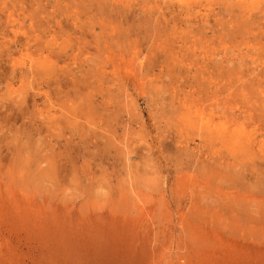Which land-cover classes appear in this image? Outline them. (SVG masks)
Here are the masks:
<instances>
[{
	"label": "rangeland",
	"instance_id": "rangeland-1",
	"mask_svg": "<svg viewBox=\"0 0 264 264\" xmlns=\"http://www.w3.org/2000/svg\"><path fill=\"white\" fill-rule=\"evenodd\" d=\"M0 264H264V0H0Z\"/></svg>",
	"mask_w": 264,
	"mask_h": 264
},
{
	"label": "bare ground",
	"instance_id": "bare-ground-1",
	"mask_svg": "<svg viewBox=\"0 0 264 264\" xmlns=\"http://www.w3.org/2000/svg\"><path fill=\"white\" fill-rule=\"evenodd\" d=\"M32 72H33V70H32ZM31 72V73H32ZM84 74H87V73H84ZM82 77V76H81ZM59 78V77H58ZM29 79V78H28ZM84 79V78H83ZM51 80V79H50ZM69 81V80H68ZM60 82V81H59ZM48 84H49V82H47ZM82 86V85H81ZM234 86V85H233ZM64 87V86H63ZM72 88V87H71ZM79 88V87H78ZM85 88V87H84ZM28 91V90H27ZM27 91H26V93H27ZM76 91V90H75ZM34 92V91H33ZM77 92V91H76ZM165 92H167V91H165ZM20 95V94H19ZM27 95V94H26ZM29 96H31L30 94H28ZM170 95V94H169ZM23 96V95H22ZM22 96H21V98H22ZM74 97V96H73ZM31 98H32V96H31ZM219 99V98H218ZM46 100V99H45ZM18 101V100H17ZM23 101V100H22ZM172 101V100H171ZM209 102V101H208ZM19 103V102H18ZM31 103V102H30ZM32 104V103H31ZM206 104H208V103H206ZM20 105H22V103L20 104ZM19 105V106H20ZM2 106V105H1ZM4 106V105H3ZM99 106V105H98ZM215 106V105H214ZM30 107H31V105H30ZM8 108V107H7ZM18 108V107H17ZM99 108V107H98ZM13 110V109H12ZM20 110H22V109H20ZM200 110V109H199ZM254 110V109H253ZM202 112V111H201ZM9 113V112H8ZM20 114H21V112H20ZM15 115V114H14ZM6 116H8V114L6 115ZM110 118V117H109ZM238 118V117H237ZM112 119V118H111ZM106 121V120H105ZM61 122H63V121H61ZM89 127V126H88ZM90 128V127H89ZM92 128V127H91ZM66 129V128H65ZM72 129V128H71ZM224 130H225V128H224ZM109 137V136H108ZM108 139V138H107ZM109 141V140H108ZM107 146V145H106ZM55 165V164H54ZM53 165V166H54ZM47 168V167H46ZM45 168V169H46ZM44 169V170H45ZM55 170L57 169L56 167L54 168ZM51 170V169H50ZM49 170V171H50ZM53 170V169H52ZM51 170V172L50 173H52L53 171ZM53 174V173H52ZM43 175V174H42ZM47 175V174H46ZM51 175V174H50ZM46 177H48V176H46ZM50 177V176H49ZM54 178V177H53ZM52 178V179H53ZM232 178V177H231ZM42 179V178H41ZM233 179V178H232ZM50 180V179H49ZM232 181V180H231ZM94 187V186H93ZM104 194V193H103ZM100 197V196H99ZM98 199V198H97ZM232 199V198H231ZM95 200V199H94ZM100 200V199H99ZM67 201V200H66ZM101 201V200H100ZM221 205V204H220ZM223 205V204H222ZM220 207V206H219ZM227 207V206H226ZM235 208V207H234ZM125 209V208H124ZM242 216H244V215H242ZM203 217V216H202ZM247 217V216H246ZM242 219V218H241ZM244 219V218H243ZM220 220V219H219ZM246 220V219H245Z\"/></svg>",
	"mask_w": 264,
	"mask_h": 264
}]
</instances>
